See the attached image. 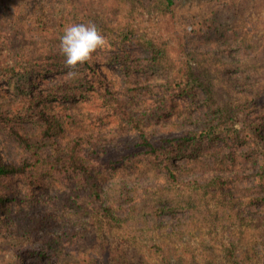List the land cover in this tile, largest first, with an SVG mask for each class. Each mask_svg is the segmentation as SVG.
<instances>
[{
  "label": "trees",
  "instance_id": "16d2710c",
  "mask_svg": "<svg viewBox=\"0 0 264 264\" xmlns=\"http://www.w3.org/2000/svg\"><path fill=\"white\" fill-rule=\"evenodd\" d=\"M126 1L130 3V11L143 2L52 0L50 4L64 5L75 17L91 18L94 15H88L91 6L88 8L87 5L107 3L110 8L106 12L109 14L120 10L123 5L126 7ZM181 1L204 8L201 14L205 19L203 24L208 23V19L219 24L216 30L221 32V37L215 46L219 47V52L223 46L226 54L216 52L213 56L219 66L216 71L227 78L230 87H224L223 92L212 82L210 68L202 63L197 67L190 66L188 76L180 82L177 80L178 91L172 85L176 78L170 81L171 76L165 75L173 95L188 96L195 110L190 108L178 114L181 121L175 123L186 125L182 131L169 132L161 137H155L147 127L155 116L153 112L137 117L131 110L134 105L144 104L138 99V94H143L139 86L127 87L130 101L115 105L113 100L116 98L108 96L111 92L102 84L101 89L93 92L102 99V108L100 112L96 108L91 119H83L79 112L58 110L61 103L72 100V104H77L88 96L82 91L75 99L69 89L71 82L81 78L79 70L91 66L87 52L72 46L76 43L72 41L76 33L72 29L64 30L62 26H66V20L58 24L62 29L59 36L43 34L47 22L39 17L48 14L44 11L37 14L41 9L38 7L42 4L40 0H11L14 7L4 8L6 10L0 17H6L5 28L12 27L16 34L23 35L14 41L12 48L16 54L10 56L11 64L5 56V47L0 45V77L9 85L8 92H0V233L17 240L23 248L22 261L29 255L45 258L48 264H96L97 259L83 257L80 252H89L91 245L85 241L89 233L104 234L103 230L109 226L111 230L125 233L121 238L113 236L119 241L103 239L100 245L95 244L99 246L96 254L103 255L107 264L111 260L116 264H131L134 255L149 261L146 252L156 255L160 264H171V258L179 264L183 261L252 264V252H245L234 241L225 244L216 240L213 245L220 244L221 247L217 255L219 252L223 254L219 261L209 255L212 253H203V261H198L194 254H184L192 250L190 244L184 252H178L177 245L172 244L188 232L184 225L202 215L209 214V227L222 221L218 219V210L227 202L237 203L234 195L238 180H250L252 187L245 188L255 192L250 203L263 211L257 219L264 230V84L255 86L245 67L240 74L237 71L240 67L232 68L236 58L234 47L229 45L236 43L235 50H240L246 37L226 34L223 27L229 25L236 30L235 24H228L221 13L206 10L211 8L212 2L223 0H153L149 8H158L166 14ZM27 4L33 9L29 19L19 9ZM44 8L42 4V10ZM211 13L215 15L209 18ZM28 20L32 22L27 24ZM240 21L243 19L238 23ZM100 26L108 25L105 21ZM121 31L123 36L117 41L121 51L111 55L109 60L119 61L129 79L135 67L130 47L124 45L131 40L129 23H125ZM5 35L7 40L12 39ZM202 44H208V40ZM162 53L154 49L149 58L153 68L161 67L159 55ZM261 53L264 54V45ZM43 72L60 74L59 83L35 88L34 82L42 79ZM91 88L94 89L93 84ZM103 89L102 93L98 92ZM239 91L243 93L239 100L225 99L227 94L232 97L233 92ZM56 102L59 103L55 105ZM126 129L131 132L125 136L128 141L124 149L107 145L109 138L115 140L118 134L126 133ZM84 130L89 133L85 134ZM9 140L20 150L21 161L6 160L4 150ZM45 146L49 147L48 151L43 150ZM246 167L252 168L253 172L240 175L238 170ZM106 181H114L118 187H108ZM212 202L218 210L212 209ZM14 207L19 213H14ZM137 213L142 225L134 231L125 225ZM167 227L171 230L166 231ZM164 237L169 240L167 249L160 242ZM210 238L216 239V233ZM149 240L157 241L152 251ZM29 244L30 247L25 248ZM261 256L258 264H264V251Z\"/></svg>",
  "mask_w": 264,
  "mask_h": 264
},
{
  "label": "rangeland",
  "instance_id": "374dc122",
  "mask_svg": "<svg viewBox=\"0 0 264 264\" xmlns=\"http://www.w3.org/2000/svg\"><path fill=\"white\" fill-rule=\"evenodd\" d=\"M40 1L45 8L42 10V4H39L38 7L41 9L37 14L43 13V11L48 14L45 17H39L45 19L47 22L43 34L47 37L59 36L62 29H60L58 24L60 21L66 20V26H62L64 30L72 29L74 33H76L72 41H75L78 45L75 43L72 46L78 47L81 51H86L91 62L90 68H85L82 71L79 70L81 78L79 80H74L71 82L72 86H69L70 93H74L75 99L82 91L89 97H85L82 99L83 102L79 101L77 104H72L74 102L72 100L61 103L62 105L57 106V108L60 111H64V113L65 111H67V113L79 112L82 113L83 119H91L95 116L93 111L98 108L97 110L100 112L102 108V99L97 95V92L93 94L94 91L102 88V84L103 87H107L111 92L108 96L113 95V97L116 98L113 100L115 105L130 101V94L126 92L127 87L139 86L142 88L143 94H138V99L143 100L144 104L142 102L141 104L134 105V107L130 105L131 110L137 117H141L145 112H153L155 116L153 120L148 123L147 127L153 132L155 137H161L169 132L175 133L176 131H182L186 125L181 126V123H175L176 121H181V119L178 118V114H183L184 111H188L190 108H193V111L195 110L193 106L194 103L190 102L188 96L173 95V89H168L170 86L166 84L165 75L168 74L171 76L170 81L176 78L172 85H174L176 91H178L179 84L177 80L180 82V80H183V77L188 76L190 66L197 67L199 63H202L210 68V77L213 78L212 82L215 85H219L221 89H223V92L225 91L224 87H230L227 84V78H224V75L218 74L216 71L219 66L216 65L218 62L213 56V54L219 52V47L217 48V46H215L218 39L221 37V32L216 30L219 24L217 21L213 22L210 19L207 20L208 23L203 24V20L205 19H203L201 14L204 8L201 9L197 7L195 3L181 1L176 7H172V10L166 14L158 8L157 10L149 8L153 0H143L133 11H130V3L126 1V7L123 3L120 10H113V12L109 14L106 12V9L110 8L107 3H92V5H87L88 8L91 6V12L88 13V15H94V17L90 18L75 17L74 13L70 12L71 10L68 11L64 5H59L57 2L51 5L50 3L52 0ZM7 6H9V8H11V6L12 8L14 7L11 0H0L1 16L3 11L6 10L4 8ZM50 6L53 7L51 10H48ZM19 9L25 12L28 19L32 17L33 9L29 4L19 6ZM206 10L207 12L211 10L221 13L222 18L226 19L228 24H235L236 30H233L229 25L223 27L226 34L231 35L232 33H236L238 37H246L243 38L240 44L241 46L243 43L240 50H235L238 46L236 43L229 45L234 47L236 58L232 68L240 67L237 70L239 71L238 74H240L245 67V71L249 72L255 86L260 87L264 84V54L261 53L264 45V2L262 0H223L219 3L212 2L211 8ZM213 13L208 15L209 18L214 17L215 14L213 15ZM5 19L6 17H0V38L1 41H3L0 45L5 47V56H8V63L11 64L12 60L10 56L16 54L15 48H12V46L15 45L14 41L17 42V40L22 37L21 35H23V33L16 34L12 30V27L5 28ZM239 19H243L244 23L241 21L238 23ZM91 20L93 21L91 22ZM105 21L108 26L100 28L101 23ZM31 22L32 21L28 20L27 24ZM125 23H129V29L132 33L130 34L131 40L128 43L129 45L127 43L124 45L130 47V51L132 52V63L135 65L129 79L126 73L121 69L119 61L111 62V60H109L111 55L121 51L117 41L123 36L121 28L124 27ZM210 23H212V26H207ZM109 34H112V39H109ZM4 35L12 39L7 40ZM204 40H208V44H202ZM155 48L163 52L159 55L161 67L158 69L153 68L149 62V58L152 56ZM13 51L15 53L11 54L10 52ZM192 51H194L193 54L191 53ZM219 54H226L223 51V46ZM5 56H2V58ZM243 60H245V63H243ZM54 73L43 72L41 74L42 79L34 82L35 88H46L57 85L61 75ZM30 78L33 79L32 76ZM130 79L131 82H129ZM129 83L131 84L129 85ZM92 84L94 85V89L91 88ZM8 88L9 85L6 79L0 77V92H8ZM237 89H240L239 86ZM103 91L104 89L98 92L102 93ZM240 91L238 93L233 92V94H231L232 97L227 94L225 99L229 100L233 98L234 100H239V98L243 96V93ZM200 94L202 95L203 93ZM167 96L168 98L165 100ZM58 103L59 102H56L55 105ZM103 115L104 113L101 114V116ZM168 115H170V119L166 118ZM158 117L161 118L159 119ZM239 125H241V123H239L238 126ZM128 129H126V133L118 134L115 140L109 138L110 143L107 145H110L113 149H124V145L128 141L125 136L131 132ZM84 132L85 134L89 133L88 130H84ZM48 149V146L43 148V150L47 151ZM4 153L7 161H21L22 155L20 150L10 140ZM47 153L49 154V152ZM238 171L240 175H248L253 172V169L246 167ZM106 183L108 187H118L114 181H106ZM235 184L237 185L234 195V197L237 198V203L235 205L227 202V204H225L226 206H222V209L218 210L216 209L217 206L215 202L211 204L212 209L219 211L220 216L218 219L222 221H217L218 223L216 222V224L209 227L210 220L208 218L210 216L208 214L207 216L202 215L192 223L184 225L189 229L188 232L183 234L179 240L176 239L174 242L171 240L172 244L177 245L175 249H177L178 252H184L186 249L185 247L190 244L192 250L184 252L185 255L189 256L190 254H194L198 261H203V257L201 256L203 253H212L209 255H213V257L219 261V259L223 257L222 252L218 253L219 256L217 255L218 249L221 248L220 244L215 246L213 244L217 243L216 240L225 244L234 241L238 243V246L245 250V252H252V264L260 263V259L262 258L261 255L264 251V230L259 224L257 216L262 214L263 211L259 210L254 203H250L252 196H254L253 193L255 192L248 191V188H245L252 187L249 179L238 180ZM132 185H134V183H132ZM136 187L137 185H135V188ZM131 193H133V190ZM223 209H225V213H223ZM13 211L16 214L18 208L14 207ZM139 217L140 214L137 213L135 217L129 218L125 226L134 231L137 230L142 225ZM163 218L167 219L166 216H163ZM149 224L150 220L148 221V225ZM181 228H183V225ZM165 230L170 231L171 227H167ZM103 232L104 234L101 233V235L94 234L93 232L89 233L85 240L91 245V247H89V252H80L83 257L86 256L97 259L98 262L96 264H107L103 255L96 254L99 250V246L96 245H100L103 239H108L110 242H112L113 238L118 240V238L113 236L117 235L121 238L125 233V231H120L118 233L114 229L111 230L109 226L105 227ZM215 233L217 238L211 239V235ZM105 235L108 237H104ZM156 242L154 240H149V245H151L150 250L155 248L153 244ZM160 242L163 243L165 249L168 248L169 240L167 238H161ZM120 244L124 245L122 243ZM27 247H30V244L25 246V248ZM136 249L139 251L138 248ZM21 250H23V248L17 240L7 234L0 233V264H48L45 258L37 259L29 255L22 261L20 255ZM146 253L149 254V261L138 259V256L134 255L131 264H160V260L157 259L156 255L152 252ZM170 262L171 264H179L177 260H173L172 258L169 263ZM87 264H89V262ZM110 264L116 263L114 260H111ZM181 264L194 263L193 261L190 263L183 261Z\"/></svg>",
  "mask_w": 264,
  "mask_h": 264
}]
</instances>
